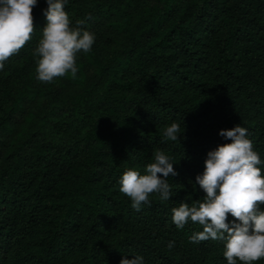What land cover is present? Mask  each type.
<instances>
[{
  "label": "trees",
  "instance_id": "16d2710c",
  "mask_svg": "<svg viewBox=\"0 0 264 264\" xmlns=\"http://www.w3.org/2000/svg\"><path fill=\"white\" fill-rule=\"evenodd\" d=\"M47 7L0 70V264H228L223 241L192 242L203 226L178 229L172 209L204 200L196 177L230 142L221 129H247L264 175V0H68L95 40L75 78L44 83ZM173 122L177 141L163 135ZM156 151L174 161L171 197L137 211L120 178Z\"/></svg>",
  "mask_w": 264,
  "mask_h": 264
},
{
  "label": "clouds",
  "instance_id": "9594fccd",
  "mask_svg": "<svg viewBox=\"0 0 264 264\" xmlns=\"http://www.w3.org/2000/svg\"><path fill=\"white\" fill-rule=\"evenodd\" d=\"M44 10L46 25L34 55L37 57V78L50 83L57 77L78 72L77 53L89 52L94 43V34L71 26L65 5L68 0H46ZM37 0H0V70L11 56L16 55L32 39L36 27L32 14ZM180 125L171 123L164 130L167 140L177 141ZM229 143L209 151L202 175L196 182L206 195L189 206L181 201L172 209V221L182 229L189 219L203 226L190 240L199 243L206 240L224 242L223 255L228 264H254L264 259V175L261 159L253 150L245 127L237 124L220 133ZM174 161L162 151L154 153V162L147 164L145 174L128 168L120 178V192L131 200V206L141 210L149 204V195L158 193L161 201L171 197L169 175H176ZM159 174V175H158ZM229 214L234 218L228 222ZM174 242H169L171 249ZM120 264H144L142 256L124 257Z\"/></svg>",
  "mask_w": 264,
  "mask_h": 264
}]
</instances>
